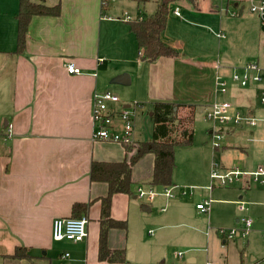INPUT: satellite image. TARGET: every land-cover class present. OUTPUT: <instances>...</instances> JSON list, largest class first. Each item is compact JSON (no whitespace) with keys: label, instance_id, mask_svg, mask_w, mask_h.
I'll list each match as a JSON object with an SVG mask.
<instances>
[{"label":"crops","instance_id":"crops-1","mask_svg":"<svg viewBox=\"0 0 264 264\" xmlns=\"http://www.w3.org/2000/svg\"><path fill=\"white\" fill-rule=\"evenodd\" d=\"M45 2L59 4L60 14L34 16L22 51H18L16 18L19 0L0 4V264H231L224 254V244L230 238L221 235L211 222L218 219L216 213L225 215L220 218L223 220L237 211V198L245 200L254 233L252 239L239 243L240 247L244 244L240 259L232 264H259L255 249V254L247 249L250 242H258L263 231L264 187L245 177L229 190L214 189L210 212L202 211L197 207L202 200L194 194L189 199L182 189L190 181L175 172L176 150L173 185L169 186L173 196L166 195L164 187L150 184L154 153H145L132 165L131 193H114L109 209L110 218L123 226L106 232L107 248L123 251V260L99 257L102 201L109 185L93 180L91 167L94 162L129 160L140 144L153 140L155 123L150 136L138 128L139 118L144 121L139 115L144 114L143 109L149 115L155 102H181L193 105L195 120L213 102L227 100L233 105L232 112L239 110L260 118L254 128L245 124L224 129V137L230 140L212 153L222 152L220 163H209L211 148L205 147L204 186L211 166L218 165L223 171L236 167L252 171L263 160L262 85L232 83L234 64L228 56L221 62L214 56L215 50H208L199 41L204 26L213 32L219 28L216 36L224 31L217 24L218 18L207 13L208 8H199L197 0L191 1L194 8L187 5V14L176 5L161 38L179 54L148 62L140 59L136 36L125 16H146L157 6L147 11L148 2L141 4L139 0H109L104 6L103 0ZM176 8L180 15L175 14ZM71 59L81 67V73L67 71L65 63ZM122 74L129 75L126 83L112 82ZM217 75L228 80L227 92L217 89ZM106 91L120 94L126 106L137 104L133 143L93 139V97ZM229 94L231 98H221ZM121 128L116 119L114 129ZM208 134L210 141L212 127ZM254 183L259 186L252 187ZM140 186L156 189L157 195L152 201L143 200L138 196ZM77 203L88 204L83 213L88 219L86 239L55 240L54 219L73 216ZM239 219L215 221V225L241 228ZM19 245L29 248L30 258L12 257Z\"/></svg>","mask_w":264,"mask_h":264},{"label":"trees","instance_id":"trees-1","mask_svg":"<svg viewBox=\"0 0 264 264\" xmlns=\"http://www.w3.org/2000/svg\"><path fill=\"white\" fill-rule=\"evenodd\" d=\"M150 0H139L145 4ZM179 0H158L156 11L146 16H138L128 20L131 32L136 36L139 56L142 61L153 62L161 57H176L178 51L162 41L161 35L166 29L172 4ZM195 2V0H191ZM61 7L49 5L45 0H19V10L16 14L18 21V51L26 45V38L31 19L36 15H59ZM187 108V111L184 110ZM193 105L159 101L153 105L155 120L154 138L138 146L135 155L122 162H94L91 167V178L104 181L109 185V193L103 199V228L101 229L100 253L102 260L122 261L123 251H112L106 246L107 229L113 226H123L120 222L110 218V203L116 192L131 193L132 165L145 153L155 155V165L150 184L155 187H169L173 185L175 168V150L180 146H190L194 140V111ZM88 204L74 205L72 217H82ZM29 248L19 245L12 255L14 258H30Z\"/></svg>","mask_w":264,"mask_h":264},{"label":"built area","instance_id":"built-area-1","mask_svg":"<svg viewBox=\"0 0 264 264\" xmlns=\"http://www.w3.org/2000/svg\"><path fill=\"white\" fill-rule=\"evenodd\" d=\"M109 0H103V6ZM225 8L230 14L238 15L241 9H248L255 13L259 19L260 27L264 30V0H226ZM227 5V6H226ZM175 14L180 15L179 8L174 10ZM126 19H131L130 15L125 16ZM224 31L217 32L219 38L225 37ZM67 71L71 74H78L82 72L72 59L65 63ZM231 75V81L241 87L249 85H262L260 93V102L264 109V66L257 61H247L243 65L234 66ZM217 89L222 93L227 92L229 82L221 75L216 77ZM118 105V106H113ZM232 103L227 100L213 102L205 115L206 119L213 122L211 144L215 148L222 146V139L224 137V129L229 125L243 126L247 124L249 127H256L260 118L256 115L243 113L241 111L232 112ZM137 104L126 106L119 95L106 91L103 93L97 92L93 97V139L117 141L123 144H130L134 142L135 116ZM116 119L122 123V128L115 130ZM213 180L218 181L222 186H230L234 183L240 182L245 177H252L256 181L264 183V166H259L252 174L244 172L239 167L223 171L218 165H214L211 171ZM164 193L168 196H173L170 187L164 188ZM157 195L154 188L146 189L142 186L138 188V196L146 201H152ZM212 199H205L197 204V207L202 211H208ZM242 222L241 228L220 229L221 235L227 238H234V236L244 235L248 236L252 227L253 219L248 216H243L239 219ZM53 237L55 240H71L75 242L83 241L88 235V219L86 216L82 217H57L53 221L52 228ZM207 264H216L214 262H207Z\"/></svg>","mask_w":264,"mask_h":264},{"label":"rangeland","instance_id":"rangeland-1","mask_svg":"<svg viewBox=\"0 0 264 264\" xmlns=\"http://www.w3.org/2000/svg\"><path fill=\"white\" fill-rule=\"evenodd\" d=\"M226 0H197L199 3V8H202L206 10L208 8L207 13L214 15V17L218 18V23H220L223 30L225 31L226 35L224 38L219 39L215 31L218 29H215L214 32L209 28V26L205 27L204 30L199 32V41H203L205 47H207L208 50H215L216 53H214V56L217 59V56H219L220 61L223 62V56H228V60L231 64L239 65L241 63H245L247 61H259L261 63H264V30L260 27L259 19L257 15L253 12H251L248 9H244L240 7V11L238 15H232L230 12H227L226 10L221 9V5H224L225 8V2ZM4 0H0V4H2ZM176 5L180 6V10L184 13H186V7L187 5H192L194 8V3L189 0H182L177 2V4H173L171 11L175 8ZM157 6V0H151L147 3L146 9L147 11L150 10L151 7ZM171 13V12H170ZM206 13V14H207ZM130 15H133L134 13H129ZM210 24V23H209ZM208 24V25H209ZM212 25V24H210ZM264 83V80H262ZM231 84V83H230ZM232 85V84H231ZM232 88V86H231ZM230 88V90H231ZM120 95V94H119ZM122 95V94H121ZM229 96V97H228ZM228 96L221 97L223 98H231L230 94ZM260 96V95H259ZM121 97V96H120ZM123 98V97H121ZM124 99V98H123ZM208 110V109H207ZM207 110L204 112H200V114H197V118L193 122V129H194V140L193 145L186 146V147H178L176 149V168L175 172H178V175L182 178H184L187 181H190L186 183L187 185L183 186L182 189H184L185 193L187 194L186 197L190 199L191 195L194 194L197 197V200L204 201L205 199L215 198L213 191L214 189L217 190H229L228 188L230 186H222L219 185L218 182L212 179L211 177V167L208 169V175H207V185H203V179L205 178V174L202 173L203 168L206 167L207 160L204 159L206 156V149L205 147L211 148L210 150V157H209V163L215 164L221 162V155L222 152L218 151L216 155H212L213 150L216 149L212 144L210 136L208 134V131L210 127H212L213 122L209 119L205 118V115L207 113ZM139 113V112H138ZM143 113H139V115H143L142 119L139 118V129H142V133L146 132L147 134L152 135V125L155 123V120L153 118L152 112L150 114H147V111L143 109ZM261 113L264 115V109L262 108ZM257 127V126H256ZM147 138V137H146ZM230 138L228 136L223 137L222 144L224 142L228 143ZM264 146V144H262ZM229 148V147H226ZM233 152V151H232ZM230 152V153H232ZM240 153H243L241 150ZM246 154V153H245ZM231 157V156H230ZM233 157V156H232ZM210 166V165H209ZM259 166H264V150H263V160L258 161L256 167L252 171H245L244 172L248 174H252L255 172ZM253 182L255 181L252 177H249ZM260 184V186L264 187V184L260 181H256ZM238 183V182H237ZM213 184L216 186L214 187ZM259 184H253L252 187L259 186ZM237 186V185H236ZM235 187V186H234ZM256 188V187H255ZM144 200V199H143ZM214 200V199H213ZM245 201L244 199L237 198V211L231 212L228 214L230 216L228 219H220L224 218L225 215H221L219 213H216V219L215 221H233L235 218H241L243 216H250L248 213V207H246L243 203ZM207 212H210L208 210ZM237 214V215H236ZM236 216V217H235ZM240 216V217H239ZM251 217V216H250ZM211 222L212 226L218 227V229L222 228H228L226 226L228 225H215L216 222ZM239 227L235 226L233 228ZM253 227V225H252ZM251 227L250 233L251 234L253 228ZM231 228V227H230ZM260 228L263 229V231L260 234V238L258 239V242L255 244H252L251 242L248 245L247 252H253V248L255 249L256 255H258L257 263L264 264V256L260 255L264 252V220L261 222ZM253 233L250 237L240 235V236H234V238L230 239V242L228 244H224V254H228V258L230 263L232 264L235 259H240V247L239 243L243 241V243L246 242V239H252ZM255 254V253H254ZM227 256V255H226ZM254 256V255H253ZM250 258V257H249Z\"/></svg>","mask_w":264,"mask_h":264},{"label":"water","instance_id":"water-1","mask_svg":"<svg viewBox=\"0 0 264 264\" xmlns=\"http://www.w3.org/2000/svg\"><path fill=\"white\" fill-rule=\"evenodd\" d=\"M127 79H129V75L128 74H122V75H119V76H117V77H115V78H113L112 79V82H114V83H126L127 81Z\"/></svg>","mask_w":264,"mask_h":264}]
</instances>
